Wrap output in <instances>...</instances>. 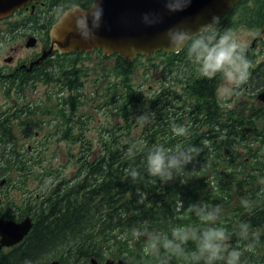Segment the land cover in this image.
I'll return each mask as SVG.
<instances>
[{
	"label": "trees",
	"instance_id": "obj_1",
	"mask_svg": "<svg viewBox=\"0 0 264 264\" xmlns=\"http://www.w3.org/2000/svg\"><path fill=\"white\" fill-rule=\"evenodd\" d=\"M92 1L64 0L82 8ZM198 41L180 55L158 51L127 62L112 54L113 80L106 81V65L90 80L100 100L92 106L118 119L99 126L96 137L86 135L91 114L76 116L85 103L81 78L93 72L79 65V56H67L30 80L55 84L54 110L29 102L13 105L12 114L2 111L0 194L8 186L14 194L0 195V217H30L32 226L19 243L0 248V264H105L108 258L264 264V105L235 96L233 107L223 106L216 97L221 70L211 78L197 75L201 63L190 53L205 45ZM249 73L242 89H263L264 68ZM52 111L66 125L59 136L66 143L61 157L73 163L70 175L53 162L57 155L49 145L55 142L25 147L15 135L34 138L43 115ZM158 153L165 165L192 159L167 169L171 179H161L149 172V158Z\"/></svg>",
	"mask_w": 264,
	"mask_h": 264
},
{
	"label": "water",
	"instance_id": "obj_2",
	"mask_svg": "<svg viewBox=\"0 0 264 264\" xmlns=\"http://www.w3.org/2000/svg\"><path fill=\"white\" fill-rule=\"evenodd\" d=\"M26 1L0 0V16H7ZM237 1L94 0L88 9L70 8L59 17L50 30V48L42 57L53 49L68 53L94 47L104 54L117 53L126 61L159 50L176 52ZM261 35L264 37V24ZM258 99L264 102V91ZM31 226L29 217L20 222L0 217V248L21 241ZM91 261L96 264L94 259ZM45 264H59V261ZM105 264L130 263L107 259Z\"/></svg>",
	"mask_w": 264,
	"mask_h": 264
},
{
	"label": "rangeland",
	"instance_id": "obj_3",
	"mask_svg": "<svg viewBox=\"0 0 264 264\" xmlns=\"http://www.w3.org/2000/svg\"><path fill=\"white\" fill-rule=\"evenodd\" d=\"M258 32H259V27L256 28L255 25L252 24L251 26L247 28L245 26V27L233 29L230 35L231 43H236L237 45H240L244 49L241 52L240 49L238 48L237 55H241L243 59L249 61V64H250V67L248 69L249 72L252 69L251 67H256L257 64L260 65V68L264 67V65H261V63L264 62V44L263 43H261L258 47L253 48V49L247 48L250 50L246 52L247 50L246 46H248L250 39L255 34H258ZM21 33H22L21 34L22 37H20L18 41L20 40L25 43L29 35L28 34L29 32H26L25 29H22ZM214 34L208 39L209 40L213 39ZM1 36L2 35L0 34V60L3 55H7L10 53V52H6L7 49L14 43H17L16 37L11 38L12 34L9 32H6V37H5L6 42L3 45L5 38L4 37L1 38ZM202 48H200V50L198 51L197 56H199L200 52L202 51ZM17 53L19 54V56H21L22 54H24V51L21 50V51H18ZM80 58H81V61L79 62V65L83 68H89V70L93 72H90L89 76L85 77V79L81 78V80L83 81V85L80 87V91L82 93V96L80 98L81 100H84L85 103L84 105H79V107H77L78 113L76 112V116L79 115L80 111H84L88 114L89 113L91 114L90 116L92 117V120L88 121V124H87L88 129L90 130L86 131V135L89 137H96L97 132H98L97 129L99 126H101L102 124L108 123V121L114 122L118 118L116 116H113L111 112H106L105 110H102V109L95 110L96 109L95 106L94 107L92 106V104L97 105V103L100 102V100L97 99L95 95L93 94V91L96 90V85H93V83L90 80L95 77L94 71L98 70L97 69L98 64H101L103 66L107 65L108 69L106 70L109 75L107 76L106 81L111 82L113 80L112 78L114 77L112 74H113V68H115V59L111 58L112 62H108L106 60L96 61L95 60L96 53L94 52L91 54L81 55ZM137 61H138L137 63L142 62V63L147 64L146 60L143 58H139ZM1 64L3 63H0V65ZM0 70H1V67H0ZM100 70L102 71V68H100ZM221 71L223 72V69H221ZM200 73L201 71L198 70L197 75H199ZM1 77L2 78H0V114L2 113V111L4 112L6 111L8 114H12L13 108H14L13 105L22 106L29 102H33L36 105L44 103L46 104L48 108H50V110L51 109L54 110L52 105L56 104V97H58L57 92H59L54 83L46 84L45 82L38 80V77H36V79L33 81L32 84H29V77L27 79H21V77L19 78H5L3 76ZM217 78L222 79V82H223L222 85L220 84V86L218 85L216 87V97L223 106L225 105L227 107H231V106L233 107L235 102H233L234 100L232 99L236 95H238L239 101L248 102L249 100H251L254 104L260 105V102L256 101V96L259 93H261L260 91L264 90V88L263 89L261 88L253 89L250 93H248L247 91L248 88L241 89L239 91L237 86L234 88L233 86L234 82H231L229 80L225 71H224V74L218 75ZM104 85H105L104 83L100 84L99 87H97V89L99 91H102L104 89L103 87ZM147 85H148L147 83H144V85L142 86V89L145 90L147 88ZM49 94L52 95L51 101L48 99ZM252 95L253 97L250 99V96ZM55 117L56 116L54 115V111L50 112L49 114H44L43 119L45 120V123H43L42 125L43 129H41L40 133L36 135L34 138H29V133L21 137L20 132L18 131L16 132L14 131V132H15L16 137L20 139V142L23 143V146L25 145V147L29 146V142H33L34 144H36L41 140L47 141L48 139L51 142H55L49 145V151L50 152L53 151V153L57 155L53 159V162L63 164L64 174L70 175L74 171L73 163L71 161V163L67 164L65 163V158L61 157V154L64 152V151L62 152L63 150L62 148L65 146L66 143L64 140L62 141L61 137L59 136V134H61V131L66 125H63L62 121L60 122L61 119H56ZM45 134L50 136V138H48ZM47 144H49V141ZM263 150H264V147H263ZM10 187L11 186H8L6 188H1L2 194L0 195L3 196L5 192L6 193L9 192L8 193L9 195L10 193L14 194L13 193L14 189L12 188L10 189ZM21 220L22 219H19L18 221H21Z\"/></svg>",
	"mask_w": 264,
	"mask_h": 264
},
{
	"label": "flooded vegetation",
	"instance_id": "obj_4",
	"mask_svg": "<svg viewBox=\"0 0 264 264\" xmlns=\"http://www.w3.org/2000/svg\"><path fill=\"white\" fill-rule=\"evenodd\" d=\"M76 6L78 7V5H74L73 3H65L64 0L63 2L62 0H27L20 8H14L8 16H0L1 38H5L6 32H9L12 34L11 38L16 37L17 39V43H14L7 49L6 52L10 53L1 57L0 63L4 65H0V78H2L1 76L5 78L21 77V79L29 77V84H31L30 80L38 74L39 70L52 69L57 63L67 57V55L60 53L57 49H53L44 57L42 56L50 48L49 31L51 25L57 21L65 10ZM48 21H51V23L49 24ZM252 24L256 28L259 27V32L252 36L246 49H253L261 43L264 44V38L261 35L264 24V0H240L237 2L230 11L212 22L204 36V41L207 42L209 47L231 44L230 35L233 29L245 26L247 28ZM22 29L29 32L25 43L20 40L18 41L22 37ZM213 34L214 38L209 40L208 38ZM5 42L6 38L3 45ZM250 49H247L246 52ZM21 50L24 51V54L19 56L17 52ZM109 62H112V60H109ZM261 65H264V62ZM100 68H103V65L97 66L98 70ZM251 68V72L254 71L256 74V72L258 73L264 67L260 68V65L257 64L256 67ZM222 73L224 74V70ZM222 83V81H218L219 86ZM233 86L236 87V84L233 83Z\"/></svg>",
	"mask_w": 264,
	"mask_h": 264
},
{
	"label": "clouds",
	"instance_id": "obj_5",
	"mask_svg": "<svg viewBox=\"0 0 264 264\" xmlns=\"http://www.w3.org/2000/svg\"><path fill=\"white\" fill-rule=\"evenodd\" d=\"M98 19L99 16L96 15ZM195 46H199V41ZM238 48L242 52L244 49L236 43L227 44L223 47L215 45L212 47H203L198 56L201 63V74L211 78L217 71L223 69L231 82H234L237 87L246 83L250 75L248 69L250 67L249 61L243 59L241 55H237ZM180 133H184L181 128ZM191 152H196V149H191ZM192 157L190 155L184 156L183 160L173 159L168 165H165V160L162 154H156L149 158V172L152 176H160L161 179H171L170 172L167 169L172 167L179 168L181 162L189 163ZM211 248V245L208 246Z\"/></svg>",
	"mask_w": 264,
	"mask_h": 264
}]
</instances>
